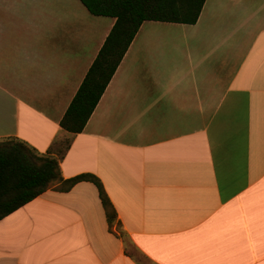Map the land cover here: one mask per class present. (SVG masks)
I'll return each instance as SVG.
<instances>
[{
    "label": "crops",
    "instance_id": "obj_1",
    "mask_svg": "<svg viewBox=\"0 0 264 264\" xmlns=\"http://www.w3.org/2000/svg\"><path fill=\"white\" fill-rule=\"evenodd\" d=\"M114 22L81 0H0V140L55 156L62 177L0 219V264H264V0L143 21L70 133ZM82 173L108 208L94 182L64 186Z\"/></svg>",
    "mask_w": 264,
    "mask_h": 264
},
{
    "label": "trees",
    "instance_id": "obj_2",
    "mask_svg": "<svg viewBox=\"0 0 264 264\" xmlns=\"http://www.w3.org/2000/svg\"><path fill=\"white\" fill-rule=\"evenodd\" d=\"M205 0H81L95 15H108L115 22L71 99L60 125L70 133L85 126L102 93L145 20L196 22ZM69 141H59L62 153ZM58 160L40 155L23 141L8 137L0 140V219L45 191L55 180H62ZM94 182L105 208L109 199L97 177L82 173L63 181L66 188L78 181ZM113 211L107 210L110 220Z\"/></svg>",
    "mask_w": 264,
    "mask_h": 264
},
{
    "label": "rangeland",
    "instance_id": "obj_3",
    "mask_svg": "<svg viewBox=\"0 0 264 264\" xmlns=\"http://www.w3.org/2000/svg\"><path fill=\"white\" fill-rule=\"evenodd\" d=\"M2 140V139H1ZM65 140V139H64ZM61 141H63V140H61Z\"/></svg>",
    "mask_w": 264,
    "mask_h": 264
}]
</instances>
